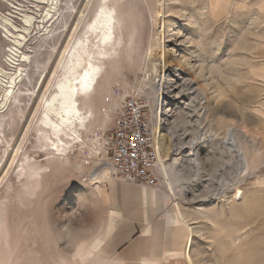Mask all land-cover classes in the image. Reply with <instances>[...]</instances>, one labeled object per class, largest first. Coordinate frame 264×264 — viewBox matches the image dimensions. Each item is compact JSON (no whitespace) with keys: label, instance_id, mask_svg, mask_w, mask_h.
Wrapping results in <instances>:
<instances>
[{"label":"rangeland","instance_id":"1","mask_svg":"<svg viewBox=\"0 0 264 264\" xmlns=\"http://www.w3.org/2000/svg\"><path fill=\"white\" fill-rule=\"evenodd\" d=\"M160 10L159 0H0V264H88L110 224L98 192L107 180L91 174L107 164V133L127 96L145 100L157 129L161 39L168 96L160 141L165 161L179 158L175 167L184 175L173 185L198 230L194 258L264 264V246L254 260L256 236L264 243V75L255 74L264 64L262 1L166 0L164 17ZM108 13L114 45L101 59L95 89L79 98L91 122L61 155L52 148L59 143L57 118L49 121L45 106L60 105L77 51L98 45ZM29 16L31 25L23 21ZM25 28L18 46L14 37ZM229 125L247 152L244 170L226 147ZM211 130L217 138L196 149L203 170L195 176L190 144ZM161 188L171 195V211L176 198L165 180ZM208 191L213 201H201Z\"/></svg>","mask_w":264,"mask_h":264},{"label":"bare ground","instance_id":"2","mask_svg":"<svg viewBox=\"0 0 264 264\" xmlns=\"http://www.w3.org/2000/svg\"><path fill=\"white\" fill-rule=\"evenodd\" d=\"M159 2H160V9H161L160 15L164 17L166 0H159ZM49 14L50 13H48L47 16ZM30 16L26 17V19L23 20V21H26L27 24L29 25L32 24V18ZM113 18L114 17L112 14H109V13L107 14V24L101 31V41L98 43V45H96L95 43H91L90 46L86 45L82 50L77 51V55L75 57V60L73 59L74 61H73V66H72L73 71H74V76L68 77L66 87L62 88V98L63 99L61 100L60 105L59 106L57 105L58 107L56 108H52L49 105L45 106L47 107L45 109L48 110L46 112V117L49 119V121L51 122L54 121L52 120L53 119L52 117L57 118L56 120L57 122H52V123H54L55 125L54 130L55 132H57L59 143L54 144L52 148L56 150L57 152H59V154L61 155H66L68 153V149L71 147V142H78L82 140L81 132L85 130L87 128L88 123L91 122L92 116L87 117L81 111L82 109L80 108L79 98L80 96L87 95L90 91L92 92L95 89L96 81L100 73V64L104 63L102 62L101 59H104L110 55L109 50L112 49L111 47L114 45L113 43L115 39L114 38L115 31L112 25ZM18 32L21 34L18 37L17 36L14 37V41L18 44V46H20L23 44L24 40L27 37L28 28H25L23 31H18ZM10 33L14 35L15 32L10 31ZM164 33H165V24L163 25V34ZM165 47H166L165 39H161L160 40V52H161V57H162V63H160L159 67L157 68V74H156L157 84L154 87L152 86L153 94L160 98L159 100L160 104H159L158 111H157V115H158L157 129L154 128L155 138L160 147L163 146L160 139L162 136L164 137V132H162L163 130H162L160 121L162 120V116H164L165 112H167L166 98L168 96L166 62H165V54H166ZM76 50L77 49H75V52ZM67 51H68V45H64L58 53L57 63L60 62L65 57ZM26 58L27 56L24 55V59ZM189 79H190V82L194 81L192 78H189ZM15 82H16V79L12 77L11 85L8 87L4 100L9 98L10 93L13 91V84ZM42 96L43 94L40 95V98H42ZM239 137H240L239 131H237L232 125H229L227 129V135H226V139L229 142L226 144L227 145L226 147H229L232 151L237 152L239 159H240L239 162H240L241 170H244L245 168L249 166V160H248L247 152L243 148L242 146L243 144L241 143V140ZM216 138H217V134L215 133V131L211 130L209 131L207 136H199L195 141H193L190 144L188 152L190 153V155L192 156L194 160L193 163H195L196 165L195 176H198L199 173H202V170H203V163H202V160L198 152H196V149H198V147L202 143L207 144L208 142H213ZM17 150H18V146L14 148L13 150L14 154H13V157L10 159L9 163L12 162ZM164 156H165L164 152L160 154V161L158 165L159 173L161 175L162 180H165L170 192L176 198V202L174 203V211L176 213V216L178 217V219H180V221H182L185 225H187V227L190 229L192 236H193L194 233L198 231L196 229V226L194 225L195 221H192L186 214V211L181 207L178 201L176 192H175V187L173 185V182H174L173 177L174 178L177 177V179L180 180L184 176L183 174H179L178 170L175 167V165L179 162V158H174V162L167 163L165 161ZM257 167L258 166H255L254 169H257ZM91 177L93 180L97 182H102L103 180L112 179L111 170L107 164L102 165L91 174ZM262 178H261V183H264ZM238 192L240 196L243 194L242 193L243 191L239 190ZM213 193L208 191L206 194L201 195L200 200L208 201V203L212 202L213 201L212 199L215 198V196H212ZM235 196L237 197L238 193ZM191 243L192 241H190V247H189L187 257H188L189 263L194 264L193 259L190 254Z\"/></svg>","mask_w":264,"mask_h":264},{"label":"crops","instance_id":"3","mask_svg":"<svg viewBox=\"0 0 264 264\" xmlns=\"http://www.w3.org/2000/svg\"><path fill=\"white\" fill-rule=\"evenodd\" d=\"M255 69L256 75H264V64ZM98 192L110 224L88 264H190V241L193 262L201 264L193 254L197 233L192 236L174 208L168 211L171 195L163 188L109 179ZM263 246V236L257 235L256 262Z\"/></svg>","mask_w":264,"mask_h":264},{"label":"built area","instance_id":"4","mask_svg":"<svg viewBox=\"0 0 264 264\" xmlns=\"http://www.w3.org/2000/svg\"><path fill=\"white\" fill-rule=\"evenodd\" d=\"M108 161L112 179L161 188L160 147L148 115V105L138 94H130L116 111L107 133Z\"/></svg>","mask_w":264,"mask_h":264}]
</instances>
